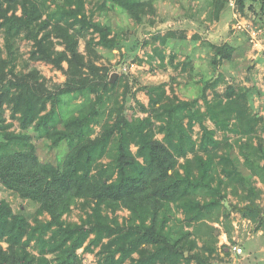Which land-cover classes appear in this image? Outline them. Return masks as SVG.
Returning <instances> with one entry per match:
<instances>
[{
	"label": "trees",
	"instance_id": "16d2710c",
	"mask_svg": "<svg viewBox=\"0 0 264 264\" xmlns=\"http://www.w3.org/2000/svg\"><path fill=\"white\" fill-rule=\"evenodd\" d=\"M49 1L73 8L79 17L77 26L71 29L45 16ZM88 1L0 0V184L35 202L39 214L49 215L31 221L0 196V264H85L79 249L94 251L95 247H100L97 264H168V259L172 264L182 260L206 264L216 248L206 243L200 246L193 231L183 229L178 234L171 218L182 210L184 221L191 225L222 201L221 197L202 201L197 195L213 190L215 166L222 174L221 185L235 183L243 188L246 199H257L261 191L257 177L264 182V137L260 134L264 116L253 111L248 87L228 86L224 96L215 92L209 98L207 90L215 89L219 78L204 84L203 105L198 98L165 95L146 106L135 98L130 83L122 100L115 99L118 82L112 81L110 69L87 60L79 50L80 37L88 34L89 53L94 43L111 49L119 46L110 24L94 19L93 8L84 14ZM109 1L124 9L140 4L139 0H97L96 5L106 8ZM226 3L215 0L218 13ZM236 7L264 21V0H236ZM20 36L33 41L32 59L66 72L63 85L50 89L37 68L16 71V38ZM55 39L64 49L56 48ZM161 40L166 43L167 36ZM213 45L219 59H230L236 48L228 43ZM156 54L163 62V53L156 50ZM139 90L148 93L145 85L140 84ZM130 92L137 105L149 112L137 122L128 115ZM71 94L86 102L58 126L63 97ZM7 109L11 119L19 121V131L11 129L13 121L7 122ZM108 111L113 118L112 159L106 163L102 153L81 143ZM196 124L202 131L199 140L193 136ZM31 127L43 129L52 147L68 144L69 151L54 168L41 160L28 133ZM219 130L239 135L238 152L232 144L223 152L217 150L223 143L216 137ZM159 132L162 139L157 137ZM79 199L90 210L80 222H67L64 215ZM122 208L130 215L120 222L116 213ZM215 230L212 236L217 238ZM32 242L37 253L30 248Z\"/></svg>",
	"mask_w": 264,
	"mask_h": 264
},
{
	"label": "rangeland",
	"instance_id": "374dc122",
	"mask_svg": "<svg viewBox=\"0 0 264 264\" xmlns=\"http://www.w3.org/2000/svg\"><path fill=\"white\" fill-rule=\"evenodd\" d=\"M139 1L140 4L132 9H124L111 1L108 2L106 8L101 9L99 5H96L97 0H89L86 4L87 10L84 11L87 15L93 8L95 10L94 19L110 24L113 31L112 36L119 41V46L112 49L94 43L90 53L87 50L86 41L90 39L91 34L85 38L80 37L79 44V50L87 60L93 59L98 66L109 68L111 78L117 74L115 82H118V85L114 92L115 99L122 100L126 86L130 83L133 86L132 92H135V98L146 106H149L152 100L163 99L165 95H177L184 100L198 98L203 105L204 84L219 78L220 83L217 87L207 90L209 98H212L215 92L224 96L228 86H235L237 89L248 87L251 89L250 104L253 111L264 116V21L259 16L251 11L243 14L237 7L233 8L229 4L230 0L220 13L215 8V0ZM73 10L71 7L59 6L49 1L45 16H52L54 22H61L73 29L77 26L79 19L78 14ZM18 13L20 14L21 11L19 10ZM164 35L167 36L166 43H162L161 40ZM95 38L98 40L96 35ZM55 41L57 49H64V46L58 43V39ZM16 42V71L27 72L31 68H37L45 76L50 89L53 90L58 85H63L67 79L63 69H58L42 60L32 59V40L20 36L16 38ZM223 43L236 47L230 59H219L216 56L213 44ZM156 50L163 53V62L156 54ZM4 55L6 56V52ZM63 64L67 69V62ZM140 84L147 86L148 93L144 90L136 91ZM129 95L132 107L128 108V115L134 122H137L149 112H144L137 105L131 92ZM85 102L86 100L80 95L64 96L57 125L60 126L63 118L78 113ZM5 117L7 122H14L11 129L20 130L19 121L11 119L9 109ZM112 119L109 111L106 112L102 122L95 125V132L81 143V146L85 148L94 147L97 153H102L101 160L106 163L112 159L110 151ZM206 123L211 128L215 127L210 120ZM28 133L32 135V142L41 160L52 168L69 151V146L65 142L59 147H52L43 129L35 130L31 127ZM201 133L200 125L196 124L194 138L199 140ZM260 134L264 137V128H261ZM163 136L162 133H157L158 138L162 139ZM216 137L223 142L222 146L217 149L219 152L227 149L229 144L234 145L238 152L236 143L239 135L219 130ZM132 149L136 151L137 147L133 145ZM202 155L207 156L205 153ZM192 156L193 154L189 155L190 158ZM221 176L218 166H215L211 182L219 193H216L213 188L212 191L201 190L197 194L202 201L221 197L222 201L219 204L209 207L201 218L191 225L184 221L185 214L182 210L176 211L170 222L175 226L178 234L183 229L193 231L200 246L206 243L216 248L206 264H233L234 255L242 257L244 242L258 241L259 238L264 240V232L261 234L262 237H259V229L264 224V182L257 177L256 186L261 191L257 199L251 202L246 199V193L240 185L235 183L229 186L221 185ZM0 196L8 199L16 211L27 214L31 221L35 217L49 218L46 213H38V205L35 202L22 198L1 184ZM83 203L84 200L79 199L72 206L71 212L64 215V219L67 222H80L81 217L86 216V210H90V208L85 210ZM105 211L112 215L109 209ZM116 214L119 221L123 222L129 217L130 212L122 208ZM214 229H216L217 238L212 236ZM226 238L229 242L223 243ZM3 245L8 246L6 242H3ZM235 247L243 248V252L240 254ZM30 248L37 253L34 242ZM99 249L100 247H95L94 251H86L81 248L78 252L85 264H97ZM192 263L198 264L196 261L189 264ZM168 264H172L171 259H168ZM179 264H186V262L182 260Z\"/></svg>",
	"mask_w": 264,
	"mask_h": 264
},
{
	"label": "crops",
	"instance_id": "0c3cea01",
	"mask_svg": "<svg viewBox=\"0 0 264 264\" xmlns=\"http://www.w3.org/2000/svg\"><path fill=\"white\" fill-rule=\"evenodd\" d=\"M259 232V237H262L261 234L264 232V224L259 229ZM223 241V243L229 242L228 238H226V241ZM242 247L244 248L242 257H236L234 255L235 261L233 264H264V240L260 238L258 241L250 240L248 242H244Z\"/></svg>",
	"mask_w": 264,
	"mask_h": 264
},
{
	"label": "built area",
	"instance_id": "2783aa9c",
	"mask_svg": "<svg viewBox=\"0 0 264 264\" xmlns=\"http://www.w3.org/2000/svg\"><path fill=\"white\" fill-rule=\"evenodd\" d=\"M229 4H231V6L233 8H236V1L235 0H230ZM235 250H237L239 253L243 252V248H241V247H235Z\"/></svg>",
	"mask_w": 264,
	"mask_h": 264
},
{
	"label": "water",
	"instance_id": "95a60500",
	"mask_svg": "<svg viewBox=\"0 0 264 264\" xmlns=\"http://www.w3.org/2000/svg\"><path fill=\"white\" fill-rule=\"evenodd\" d=\"M116 78H117V74H114V75L112 76V81L114 82V81L116 80Z\"/></svg>",
	"mask_w": 264,
	"mask_h": 264
}]
</instances>
